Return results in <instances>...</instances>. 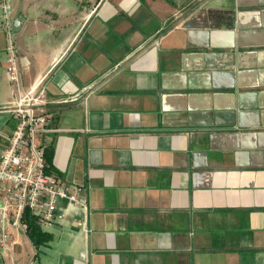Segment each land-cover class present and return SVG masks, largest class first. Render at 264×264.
Listing matches in <instances>:
<instances>
[{"label":"crops","instance_id":"1","mask_svg":"<svg viewBox=\"0 0 264 264\" xmlns=\"http://www.w3.org/2000/svg\"><path fill=\"white\" fill-rule=\"evenodd\" d=\"M9 2L24 85L49 73L51 174L88 208L38 250L10 225L0 264H264V0Z\"/></svg>","mask_w":264,"mask_h":264},{"label":"built area","instance_id":"2","mask_svg":"<svg viewBox=\"0 0 264 264\" xmlns=\"http://www.w3.org/2000/svg\"><path fill=\"white\" fill-rule=\"evenodd\" d=\"M0 30L7 40L6 70L14 96L7 108L15 122L8 144L0 153V246L8 248V227L27 229L23 222L26 210L45 229L64 220L71 210L86 213L88 204L82 196L83 186L68 185L46 172L42 138L51 121L46 91L49 73L38 77L29 87L24 85L25 70L20 63L9 0H0ZM62 202H66L65 207L60 206ZM85 225V220H78L79 227L86 230ZM33 263L31 260L30 264Z\"/></svg>","mask_w":264,"mask_h":264},{"label":"trees","instance_id":"3","mask_svg":"<svg viewBox=\"0 0 264 264\" xmlns=\"http://www.w3.org/2000/svg\"><path fill=\"white\" fill-rule=\"evenodd\" d=\"M45 157H46V162H47V170L46 172L48 174L52 173V168H51V153L48 151H45ZM23 222L27 226L26 229V234L35 246V248L38 250L42 245H45L49 241H51L52 236L46 232H44L40 225L38 224L37 219L32 215L30 210L25 211L24 219Z\"/></svg>","mask_w":264,"mask_h":264}]
</instances>
